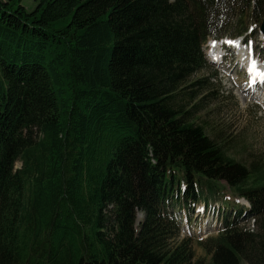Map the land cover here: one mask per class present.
Wrapping results in <instances>:
<instances>
[{"label": "trees", "instance_id": "obj_1", "mask_svg": "<svg viewBox=\"0 0 264 264\" xmlns=\"http://www.w3.org/2000/svg\"><path fill=\"white\" fill-rule=\"evenodd\" d=\"M22 1L0 0V264H264V161L186 93L208 38L261 25L264 0ZM220 182L255 230L228 215L196 258L167 203L225 200Z\"/></svg>", "mask_w": 264, "mask_h": 264}, {"label": "rangeland", "instance_id": "obj_2", "mask_svg": "<svg viewBox=\"0 0 264 264\" xmlns=\"http://www.w3.org/2000/svg\"><path fill=\"white\" fill-rule=\"evenodd\" d=\"M21 4L29 12L37 9L35 0H23ZM232 35L233 37L238 36L234 32ZM225 43L226 41L212 47H210V42L203 45L205 67L200 73L191 78L192 85L186 88V93H194L192 106L197 107L195 112L196 117L201 118L199 123L209 127H217L221 131L220 137L225 136L230 141L235 140L230 147V155L249 166L258 160L264 161V97L252 99L246 97V93L243 92L244 88L248 87L247 84L250 81L252 82V79H249L252 67L257 68L258 72L263 75L261 78V82H263L264 65H259V63L264 62V34L261 31V25L251 26V30L244 36L241 47L235 45V43L233 46L238 47L228 53L227 61L223 62V65L217 66L211 60L216 61L218 56L223 54L225 49L221 50L219 47L221 44L226 47ZM207 52H209V55H207ZM252 53H254V56ZM203 79L208 81V89H202L199 85L196 86V83ZM252 87L254 88L253 85ZM259 94L264 95V87ZM258 102L262 105L259 106ZM20 167L21 164L17 163L16 168ZM219 184L221 185L220 190H225V199L228 198L232 201L231 203L237 201V197L229 191L226 182H220ZM238 202L241 205H249L244 199H239ZM174 203V205H169V211L175 212L174 215L179 219L178 222L181 228L179 239L191 237L194 240L195 257L206 258V253L199 242L214 234L216 235L217 230L207 231L204 229H206L209 220L218 222V225L221 224V219L215 213L221 207L220 202H209V205L215 207L209 208L208 211L204 210L205 199L201 200L199 206L195 208L191 204ZM247 225H249L250 230H255L254 220L242 223V226Z\"/></svg>", "mask_w": 264, "mask_h": 264}, {"label": "bare ground", "instance_id": "obj_3", "mask_svg": "<svg viewBox=\"0 0 264 264\" xmlns=\"http://www.w3.org/2000/svg\"><path fill=\"white\" fill-rule=\"evenodd\" d=\"M213 45H217L216 43L215 44H212V46ZM218 46H220V45H218ZM219 57H220V55L218 56V58L216 59V61H218L219 60ZM250 73H251V79H252V82H251V88H253L252 87V85L254 86V88H255V86L257 87V85H258V81L260 82V83H262L261 82V78H262V74L261 73H259L258 72V70H257V68H253L252 67V69H251V71H250ZM263 81V80H262Z\"/></svg>", "mask_w": 264, "mask_h": 264}, {"label": "water", "instance_id": "obj_4", "mask_svg": "<svg viewBox=\"0 0 264 264\" xmlns=\"http://www.w3.org/2000/svg\"><path fill=\"white\" fill-rule=\"evenodd\" d=\"M261 31H262V33L264 34V22H263V24H262V26H261Z\"/></svg>", "mask_w": 264, "mask_h": 264}]
</instances>
